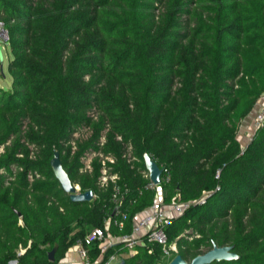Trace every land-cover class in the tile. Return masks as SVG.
Listing matches in <instances>:
<instances>
[{"label": "trees", "instance_id": "16d2710c", "mask_svg": "<svg viewBox=\"0 0 264 264\" xmlns=\"http://www.w3.org/2000/svg\"><path fill=\"white\" fill-rule=\"evenodd\" d=\"M0 23L13 57L0 87V264H59L105 227L115 186L128 219L111 232L130 234L158 193L145 155L166 170L165 204L194 203L166 230L179 256L232 247L237 259L212 264H264V127L245 150L238 139L264 97V0H0ZM55 150L92 202L63 191ZM104 170L115 184L101 185ZM164 258L138 246L124 264Z\"/></svg>", "mask_w": 264, "mask_h": 264}, {"label": "built area", "instance_id": "2783aa9c", "mask_svg": "<svg viewBox=\"0 0 264 264\" xmlns=\"http://www.w3.org/2000/svg\"><path fill=\"white\" fill-rule=\"evenodd\" d=\"M0 30L6 34L2 23H0ZM252 126L253 133L249 139L253 138L259 128L264 127V103L255 114ZM91 161L92 159L89 163ZM107 162L114 163L112 159L108 158L103 160V166H106ZM90 165L88 164L87 168L90 169ZM165 172L166 170H164ZM117 180L116 176H109L104 170L101 185L108 186L109 182L115 184ZM165 181L169 182L170 178L166 177ZM158 187L150 182L149 188L157 189L158 193L151 207L135 217L132 232L125 235H115L111 232V227L114 226L119 232H122L125 221L128 219L127 213L121 212L120 209L124 204V196H122L121 189L115 186L112 196L113 203L116 205L115 212L109 216L103 229H94L84 240H79L75 244L80 260L67 264H124L126 259L135 254L138 246L158 245L162 248L163 254L169 257L172 252L176 251L177 247L169 244L167 227L173 218L182 216L194 203L173 200L171 204H165L162 192ZM204 202L205 200H202L200 203ZM94 251L97 252L96 258L92 256ZM149 253H152V250Z\"/></svg>", "mask_w": 264, "mask_h": 264}, {"label": "water", "instance_id": "95a60500", "mask_svg": "<svg viewBox=\"0 0 264 264\" xmlns=\"http://www.w3.org/2000/svg\"><path fill=\"white\" fill-rule=\"evenodd\" d=\"M145 165L149 173L150 182L155 186H161L164 169L149 155H145ZM51 167L63 191L70 195L71 201L75 203H84L94 200V193L92 191L81 193L80 187L73 184L69 173L64 169L60 153L57 150L54 151ZM232 249V247H214L207 253L196 257L191 263H188L178 255L170 264H212L213 262L232 261L238 258V256L232 252ZM57 250L58 246H55L54 249L49 252L48 257L51 262L55 261ZM12 264L16 263L14 262Z\"/></svg>", "mask_w": 264, "mask_h": 264}, {"label": "rangeland", "instance_id": "374dc122", "mask_svg": "<svg viewBox=\"0 0 264 264\" xmlns=\"http://www.w3.org/2000/svg\"><path fill=\"white\" fill-rule=\"evenodd\" d=\"M7 41H8L7 33L5 34L0 30V87H3V88H10L11 83H12L9 65H10V60L13 57L11 54L10 46L6 45ZM252 115H251V118H253ZM252 129H253V126H252ZM240 130H241V128H240ZM238 134H239V132H238ZM84 136L86 137L87 134H84ZM251 140H252V138H250V139L247 138L246 143H243L244 145H242V148L244 150L247 148V146L249 145ZM89 162H90V159L84 160V163H86L87 165L91 164ZM86 169H89V168H86ZM158 189H161V186H159ZM202 200H205V198H202L201 201ZM172 245H175V244H172ZM178 254H179L178 249L176 248V251L172 252V254L169 257L163 259L164 264H170L174 260V258L178 256ZM188 262L191 263L192 261L189 260Z\"/></svg>", "mask_w": 264, "mask_h": 264}, {"label": "crops", "instance_id": "0c3cea01", "mask_svg": "<svg viewBox=\"0 0 264 264\" xmlns=\"http://www.w3.org/2000/svg\"><path fill=\"white\" fill-rule=\"evenodd\" d=\"M263 103H264V97L258 100L254 111L242 123L241 130L239 131V134H238V139L242 145H244L243 143H246L247 138H249L251 134L253 133V129H252L253 118ZM251 115L253 118H251ZM79 260H80V257L78 255V251L75 245L68 251L65 258L62 259V261L59 264H67L68 262H78Z\"/></svg>", "mask_w": 264, "mask_h": 264}]
</instances>
